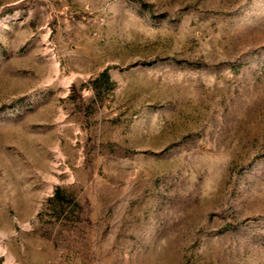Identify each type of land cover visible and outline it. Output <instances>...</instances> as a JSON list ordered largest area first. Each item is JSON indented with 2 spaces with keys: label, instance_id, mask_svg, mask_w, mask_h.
<instances>
[{
  "label": "rangeland",
  "instance_id": "1",
  "mask_svg": "<svg viewBox=\"0 0 264 264\" xmlns=\"http://www.w3.org/2000/svg\"><path fill=\"white\" fill-rule=\"evenodd\" d=\"M0 264H264V0H0Z\"/></svg>",
  "mask_w": 264,
  "mask_h": 264
}]
</instances>
